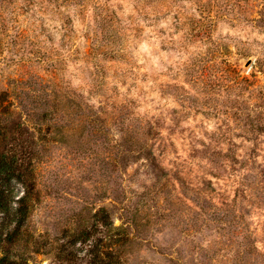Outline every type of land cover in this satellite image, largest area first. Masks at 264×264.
Segmentation results:
<instances>
[{"label":"rangeland","instance_id":"1","mask_svg":"<svg viewBox=\"0 0 264 264\" xmlns=\"http://www.w3.org/2000/svg\"><path fill=\"white\" fill-rule=\"evenodd\" d=\"M31 81L70 86L105 129L29 122L39 195L1 255L264 264V0H0L11 120L29 118L16 94ZM122 105L159 133L149 138L155 160L142 153L117 169L119 143L144 138L121 128ZM26 184L14 180V207ZM102 208L107 226L95 217Z\"/></svg>","mask_w":264,"mask_h":264},{"label":"trees","instance_id":"2","mask_svg":"<svg viewBox=\"0 0 264 264\" xmlns=\"http://www.w3.org/2000/svg\"><path fill=\"white\" fill-rule=\"evenodd\" d=\"M57 66H53L52 70L56 71ZM45 83L36 86L37 83L19 82L20 90L17 96L20 97V104H23L24 109L29 113L27 120H11L10 118V102L7 101L8 89L0 88V264H29L27 261L11 258L10 250L1 255L2 248H6L4 240L10 241L13 237V232L20 228L26 218L30 207V199L32 195H39V190L34 192L35 184V168L40 157L33 150L30 144L26 143L23 137L24 133L30 134V124L38 125V121H42L45 125L43 129L48 132L52 128V124L47 122L50 119L61 120L65 117L68 119L66 126L59 125L56 128H66L74 130L81 126L82 129H89L91 132H100L105 129L102 123V116L95 113L93 104L88 106L81 94H78L66 84H60L56 81ZM51 87L48 89V87ZM31 98V102L23 103L24 99ZM6 101V103H5ZM122 111L120 118V126L127 132L132 134L138 133L144 138L140 141L134 138L133 135L117 148L114 156V166L118 169L122 162L139 157L142 153L150 154L149 160H155L152 155V147L155 142L149 145V138L155 137L159 132H152V126L138 125L139 115L131 114L129 106L122 105L118 108ZM64 126V127H63ZM34 127V126H33ZM42 128L41 125L38 126ZM14 129V130H13ZM15 131L17 134H15ZM130 141L129 146L125 142ZM31 147V148H30ZM20 180L26 184V193L18 199L19 205L14 207L13 201V182ZM5 218V221L3 219ZM97 221L104 225L111 224L109 213L105 208L100 209L95 213ZM14 223V227L10 228L7 234L3 235L1 224L6 221ZM12 223V224H13ZM87 234V231H83ZM82 236V235H81Z\"/></svg>","mask_w":264,"mask_h":264}]
</instances>
